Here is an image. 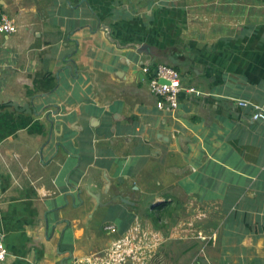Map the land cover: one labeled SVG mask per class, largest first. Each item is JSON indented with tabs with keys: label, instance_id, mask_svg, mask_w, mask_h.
<instances>
[{
	"label": "crops",
	"instance_id": "crops-1",
	"mask_svg": "<svg viewBox=\"0 0 264 264\" xmlns=\"http://www.w3.org/2000/svg\"><path fill=\"white\" fill-rule=\"evenodd\" d=\"M3 14L18 31L0 34V264H264V122L235 102L264 105V0ZM161 62L202 93L160 109Z\"/></svg>",
	"mask_w": 264,
	"mask_h": 264
},
{
	"label": "built area",
	"instance_id": "built-area-1",
	"mask_svg": "<svg viewBox=\"0 0 264 264\" xmlns=\"http://www.w3.org/2000/svg\"><path fill=\"white\" fill-rule=\"evenodd\" d=\"M18 31L15 20L7 14L0 16V34H12ZM157 72L149 80L151 91L157 96V106L165 110H177L179 106V93L183 89L194 94L202 92L194 86H186L182 83L181 73L173 65L161 62L156 67ZM149 71V67H145ZM236 104L242 108H251L253 120L264 122V105L249 99L238 98ZM8 249L4 240V234L0 230V263L7 258Z\"/></svg>",
	"mask_w": 264,
	"mask_h": 264
},
{
	"label": "rangeland",
	"instance_id": "rangeland-1",
	"mask_svg": "<svg viewBox=\"0 0 264 264\" xmlns=\"http://www.w3.org/2000/svg\"><path fill=\"white\" fill-rule=\"evenodd\" d=\"M122 241V240H121ZM128 239L125 240V243L127 244L128 243ZM114 244H115V247H114ZM138 245V242L136 243ZM145 245V243L143 244V246ZM148 246V245H147ZM123 245L122 243L120 242V240H115L114 243L109 247V250L113 249V251H111V257H114L115 260H121V256L124 255V248L122 249ZM153 249L151 250L150 252V256L149 258L151 257H154V254H153Z\"/></svg>",
	"mask_w": 264,
	"mask_h": 264
},
{
	"label": "trees",
	"instance_id": "trees-1",
	"mask_svg": "<svg viewBox=\"0 0 264 264\" xmlns=\"http://www.w3.org/2000/svg\"><path fill=\"white\" fill-rule=\"evenodd\" d=\"M6 105H7V104L4 103V104L0 105V107H4V106H6Z\"/></svg>",
	"mask_w": 264,
	"mask_h": 264
},
{
	"label": "water",
	"instance_id": "water-1",
	"mask_svg": "<svg viewBox=\"0 0 264 264\" xmlns=\"http://www.w3.org/2000/svg\"><path fill=\"white\" fill-rule=\"evenodd\" d=\"M146 46H148V45H146ZM157 72V69H155V73Z\"/></svg>",
	"mask_w": 264,
	"mask_h": 264
}]
</instances>
